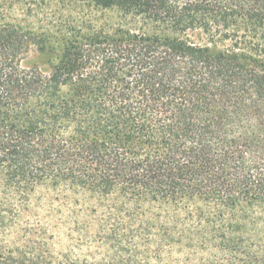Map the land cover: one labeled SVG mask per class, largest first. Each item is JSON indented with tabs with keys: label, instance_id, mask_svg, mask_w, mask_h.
<instances>
[{
	"label": "trees",
	"instance_id": "obj_1",
	"mask_svg": "<svg viewBox=\"0 0 264 264\" xmlns=\"http://www.w3.org/2000/svg\"><path fill=\"white\" fill-rule=\"evenodd\" d=\"M0 264H264V0H0Z\"/></svg>",
	"mask_w": 264,
	"mask_h": 264
},
{
	"label": "rangeland",
	"instance_id": "obj_2",
	"mask_svg": "<svg viewBox=\"0 0 264 264\" xmlns=\"http://www.w3.org/2000/svg\"><path fill=\"white\" fill-rule=\"evenodd\" d=\"M36 57V54L31 55L29 61L32 63ZM43 70H48V66L42 67ZM36 213H40L41 218L45 223L51 224L53 231L55 233V243L58 248L71 249L73 254L80 252L81 254L87 253L86 249L80 250L81 247H87L86 238L80 237L78 230H84V228L89 227L88 223L95 221L102 217L104 212H99L97 216H88V219L84 218V214L80 210H76V204L70 203L67 200H59L55 202L54 205L47 208L42 206L36 209ZM36 215L31 218L33 219ZM78 218V219H77ZM51 221V222H50ZM76 247L77 250L76 251ZM79 254V253H78Z\"/></svg>",
	"mask_w": 264,
	"mask_h": 264
}]
</instances>
